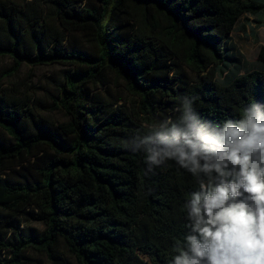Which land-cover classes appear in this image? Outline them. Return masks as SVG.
Here are the masks:
<instances>
[{
	"label": "trees",
	"instance_id": "16d2710c",
	"mask_svg": "<svg viewBox=\"0 0 264 264\" xmlns=\"http://www.w3.org/2000/svg\"><path fill=\"white\" fill-rule=\"evenodd\" d=\"M263 13L264 0H0L7 76L23 63L68 67L46 106L67 120L0 93V264H35L33 253L61 264L62 251L78 264H171L199 182L175 161L145 176L128 141L175 122L184 97L213 123L264 103V44L243 72L232 41L245 15Z\"/></svg>",
	"mask_w": 264,
	"mask_h": 264
},
{
	"label": "clouds",
	"instance_id": "9594fccd",
	"mask_svg": "<svg viewBox=\"0 0 264 264\" xmlns=\"http://www.w3.org/2000/svg\"><path fill=\"white\" fill-rule=\"evenodd\" d=\"M184 97L179 118L128 141L144 154V175L175 161L199 182L189 193L186 232L171 264H264V103L238 120H203Z\"/></svg>",
	"mask_w": 264,
	"mask_h": 264
},
{
	"label": "rangeland",
	"instance_id": "374dc122",
	"mask_svg": "<svg viewBox=\"0 0 264 264\" xmlns=\"http://www.w3.org/2000/svg\"><path fill=\"white\" fill-rule=\"evenodd\" d=\"M232 36L237 52L243 59V72L255 68L259 47L264 44V14L258 17L245 15ZM74 38L81 42L83 35L75 34ZM12 64L11 58L6 57L0 60V93L15 92L28 97L36 116L42 121L57 123L67 120L68 117L63 110H49L46 106L53 104V96L57 94V82L63 78L68 67L63 64L30 66L23 63L17 72L7 76ZM109 86L123 99L131 98L125 89L124 81L114 73H109ZM27 224V229H34L36 232L44 229L40 222L31 221ZM32 256L35 258V264H54L46 256L35 253ZM61 257L63 260L61 264H78L75 257L67 251H62Z\"/></svg>",
	"mask_w": 264,
	"mask_h": 264
},
{
	"label": "crops",
	"instance_id": "0c3cea01",
	"mask_svg": "<svg viewBox=\"0 0 264 264\" xmlns=\"http://www.w3.org/2000/svg\"><path fill=\"white\" fill-rule=\"evenodd\" d=\"M264 14V13H263ZM263 14H260V15H263ZM259 15V16H260ZM258 17V16H257ZM234 32H235V30L233 31V33L232 34H234ZM232 41H233V43H235V40H234V37L232 36Z\"/></svg>",
	"mask_w": 264,
	"mask_h": 264
}]
</instances>
